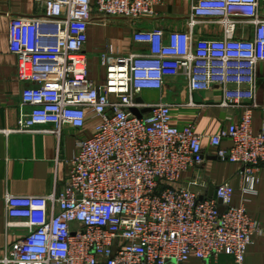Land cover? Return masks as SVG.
Here are the masks:
<instances>
[{"label": "built area", "instance_id": "obj_1", "mask_svg": "<svg viewBox=\"0 0 264 264\" xmlns=\"http://www.w3.org/2000/svg\"><path fill=\"white\" fill-rule=\"evenodd\" d=\"M161 1L33 0L35 14L11 15L8 48L26 84L17 131L59 136L63 124L82 128L88 114L97 123L77 140L62 191L5 197L7 225L19 220L27 232L0 264H182L221 253L242 264L253 236L264 234L243 203L231 204L228 183L216 185L213 198L197 190L203 182L183 181L203 162L194 124L172 125L167 102L137 101L168 78H182L190 92L219 88L221 107L240 113L208 141L219 159L240 164L241 192L256 194L264 130L252 131V115L256 68L264 62V0H192L187 30L136 31L147 52L116 56L109 47L100 55L104 83L88 79L89 24L151 17ZM202 20L218 22L221 34L196 38ZM133 108L150 110L137 117ZM225 140L231 145L222 148Z\"/></svg>", "mask_w": 264, "mask_h": 264}, {"label": "crops", "instance_id": "obj_2", "mask_svg": "<svg viewBox=\"0 0 264 264\" xmlns=\"http://www.w3.org/2000/svg\"><path fill=\"white\" fill-rule=\"evenodd\" d=\"M191 5L192 0H162L151 17L93 20L87 28L83 47L88 79L96 85L104 83L105 69L100 55L109 47L116 56L147 52V44L133 39L136 31L155 27L164 32L187 30ZM35 12L33 0H0V257L27 232L25 227L17 225L19 220H10L12 225H7L5 197L41 196L62 191L77 140L91 136L97 123V119L88 114L82 128L63 124L59 136L44 131H17L18 105L26 84L18 80L16 57L8 48L9 20L11 15L32 16ZM193 30L196 38L210 37L220 35L222 26L218 22L202 20ZM249 32L251 34V29ZM236 34L240 35L239 32ZM138 98L146 105L159 101L169 103L172 125L181 127L193 123L196 133L201 136L203 162L183 174V181L195 178L203 182L205 186L197 190L207 195L216 185L228 183L234 188L231 204L239 206L243 203L249 216L264 227V166L257 170L256 194H243L240 164L219 159L217 149L208 141L210 135L229 123L228 118L239 117V109L221 107L222 91L214 87L208 91L190 92L182 78H168L160 90L142 91ZM255 99L252 131L258 132L264 130V62L256 68ZM230 145L227 140L221 143L222 148ZM166 264L175 263L168 261ZM182 264L237 263L231 255L221 253L202 260L191 257ZM242 264H264V234L253 236Z\"/></svg>", "mask_w": 264, "mask_h": 264}, {"label": "water", "instance_id": "obj_3", "mask_svg": "<svg viewBox=\"0 0 264 264\" xmlns=\"http://www.w3.org/2000/svg\"><path fill=\"white\" fill-rule=\"evenodd\" d=\"M137 101H138V102H142L141 98H137ZM149 110H150V108H144V109H141V110H138L137 108H133V109H132L133 113H134L137 117H141L143 113H146V112H148ZM208 196H212L213 198H216V194H215L214 188H213L212 192H210V193L208 194ZM219 209H220V211L223 210L222 207H220Z\"/></svg>", "mask_w": 264, "mask_h": 264}, {"label": "rangeland", "instance_id": "obj_4", "mask_svg": "<svg viewBox=\"0 0 264 264\" xmlns=\"http://www.w3.org/2000/svg\"><path fill=\"white\" fill-rule=\"evenodd\" d=\"M143 91H145V90H143Z\"/></svg>", "mask_w": 264, "mask_h": 264}]
</instances>
